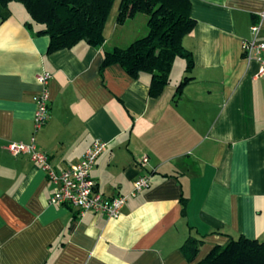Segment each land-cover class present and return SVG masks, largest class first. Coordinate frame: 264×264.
I'll list each match as a JSON object with an SVG mask.
<instances>
[{"label":"crops","instance_id":"obj_1","mask_svg":"<svg viewBox=\"0 0 264 264\" xmlns=\"http://www.w3.org/2000/svg\"><path fill=\"white\" fill-rule=\"evenodd\" d=\"M190 3L195 25L182 39L190 80L177 91L187 73L176 59L155 98L147 72L133 78L113 64L99 73L102 49L146 32L144 14L119 25L112 8L102 49L79 41L48 53L49 37L33 34L24 8L9 4L0 22V264H194L229 237L264 236V75L241 54L260 19L264 41V0ZM42 72L49 117L34 129ZM32 140L56 171L94 140L107 142L91 171L105 197L128 193L145 174L149 186L116 218L79 217L49 203L53 185L39 165L5 148ZM189 235L201 239L191 262L181 251Z\"/></svg>","mask_w":264,"mask_h":264},{"label":"trees","instance_id":"obj_2","mask_svg":"<svg viewBox=\"0 0 264 264\" xmlns=\"http://www.w3.org/2000/svg\"><path fill=\"white\" fill-rule=\"evenodd\" d=\"M115 0H0V21L11 13L9 4H20L29 20L27 28L35 35H47V52L71 48L79 41L102 49L103 28ZM190 0H117L115 21L123 24L136 14L146 16V32L123 47L102 49L99 73L110 65H119L130 77L140 72L150 74L148 95L157 97L171 82L170 72L176 59L185 62L187 73L177 84V91L190 80L193 67L190 51L182 45L195 20L190 15ZM182 201V200H181ZM201 239L189 235L181 245L185 258L191 262L199 251ZM194 264H264V236L229 237L223 245L213 246Z\"/></svg>","mask_w":264,"mask_h":264},{"label":"built area","instance_id":"obj_3","mask_svg":"<svg viewBox=\"0 0 264 264\" xmlns=\"http://www.w3.org/2000/svg\"><path fill=\"white\" fill-rule=\"evenodd\" d=\"M262 19L250 26V38L241 42V54L243 59L256 62L258 69L256 76L264 75V41L259 39V31ZM50 74L42 72L37 75V82L41 90L35 97V110L33 114V127H41L49 117V97L47 83ZM107 142L94 140L84 151L82 157L75 164L56 171L50 164L49 156L36 148L34 141L29 143L9 141L5 148L11 155L26 154L29 159L39 165L44 171L47 180L53 185V193L49 198L50 204H59L71 207L81 217L87 212L101 214L107 218H116L129 197L138 195L149 186L148 174L136 178L132 187L126 194H118L105 197L98 192L91 178V171L101 153L106 151ZM147 157H141V162L146 163Z\"/></svg>","mask_w":264,"mask_h":264},{"label":"rangeland","instance_id":"obj_4","mask_svg":"<svg viewBox=\"0 0 264 264\" xmlns=\"http://www.w3.org/2000/svg\"><path fill=\"white\" fill-rule=\"evenodd\" d=\"M112 8L116 11V9H117V0H115ZM115 16H116V12H115ZM128 27L129 26H124V28L121 30V32L124 31V30H127Z\"/></svg>","mask_w":264,"mask_h":264},{"label":"water","instance_id":"obj_5","mask_svg":"<svg viewBox=\"0 0 264 264\" xmlns=\"http://www.w3.org/2000/svg\"><path fill=\"white\" fill-rule=\"evenodd\" d=\"M1 22V21H0Z\"/></svg>","mask_w":264,"mask_h":264}]
</instances>
